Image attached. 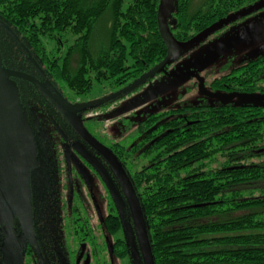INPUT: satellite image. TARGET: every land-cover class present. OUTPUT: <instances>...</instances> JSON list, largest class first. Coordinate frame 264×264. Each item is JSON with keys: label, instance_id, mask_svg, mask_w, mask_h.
<instances>
[{"label": "trees", "instance_id": "16d2710c", "mask_svg": "<svg viewBox=\"0 0 264 264\" xmlns=\"http://www.w3.org/2000/svg\"><path fill=\"white\" fill-rule=\"evenodd\" d=\"M263 2L202 0L193 8V0H175L168 27L177 41L186 42ZM158 3L0 0V22L8 31L0 30V39L8 34L14 52L2 65L40 75L43 83L78 99L94 87L107 96L131 85L165 58ZM102 19L108 26L96 39ZM234 69L213 79L212 89L230 93L219 86L238 72L231 81L234 86L240 83L241 95L264 96V52ZM182 108L164 111L155 119L162 117L158 120L162 131L173 130L148 152L153 156L150 161L138 160L133 169L132 184L154 264H264V104ZM181 109L187 110V119L170 117ZM85 111L79 114L87 116ZM101 122V117L84 120L90 131L105 130ZM122 145L118 141L111 147H119L121 157H130ZM78 152L86 153L84 148Z\"/></svg>", "mask_w": 264, "mask_h": 264}, {"label": "flooded vegetation", "instance_id": "af4514ba", "mask_svg": "<svg viewBox=\"0 0 264 264\" xmlns=\"http://www.w3.org/2000/svg\"><path fill=\"white\" fill-rule=\"evenodd\" d=\"M256 6L234 15L249 12ZM235 21L226 23L222 28ZM248 60L233 66L221 76L229 74L231 69L235 70L234 68ZM237 73L226 77L219 86L221 90L231 91H225L223 94L241 95L237 91L240 89V83L234 86L231 81ZM31 76L38 80L42 87L47 86L40 75ZM16 83L18 85L19 82ZM18 86L23 94L22 103L28 107L29 102V106L35 110L32 129L34 141L38 143L33 159L35 164L32 163V168L27 171L25 205L18 206L13 217L12 234L14 242L22 246V264H143L133 221L113 171L98 153L79 138L78 133L62 114L31 82L22 80ZM115 92L117 90L108 94ZM58 93L71 105L80 103L78 97L64 91ZM182 109L171 113L170 117L187 119L189 114L187 110ZM104 111L106 107L84 117L77 112V116L85 130L100 142L96 141L114 151L116 155L108 149L115 158L119 157L122 164L116 159L135 194L132 184L135 162L150 161L153 156L148 152L173 129L167 128V132H164L158 123L162 117L155 120L163 111L149 117L152 113H148L134 124H125V119H116L110 123L108 134H103L99 127L93 128V131L88 130L89 125L84 124V120L92 118L98 121L102 116L100 113H105ZM187 123L191 122L187 120ZM118 141L123 143L125 151L131 152L130 157H121L119 147H111ZM80 148H84L85 155L78 152ZM122 150L124 154V149ZM11 206L14 207L12 204ZM23 212H26L29 218V235L21 226L19 216ZM2 228L0 226V237Z\"/></svg>", "mask_w": 264, "mask_h": 264}, {"label": "rangeland", "instance_id": "374dc122", "mask_svg": "<svg viewBox=\"0 0 264 264\" xmlns=\"http://www.w3.org/2000/svg\"><path fill=\"white\" fill-rule=\"evenodd\" d=\"M201 2L202 0H193V8ZM99 21L96 39H99L101 33L104 35V30L108 26L105 19ZM261 52H264V8L224 28L208 32L189 47L175 49L170 63L162 71L154 74L132 92L105 106L106 116H100L101 121L103 119L104 122L98 123L105 128V130L101 129V132L110 133V123L116 119H125L126 121H123L125 124L129 122L134 124L148 113H160L186 105L251 102L264 104V99L223 94V92L212 89L210 85L213 79L221 77L233 66ZM10 56L14 57V52L10 46V36L5 33L0 39V61L3 64L8 63L6 61ZM6 82V78L0 76V83L5 90L20 131L23 154L27 161V123L18 108L16 89ZM103 97H105L104 92L94 87L91 94L79 98V101L87 103ZM93 110L88 108L84 114L91 115ZM96 114L99 117L98 113ZM26 165L28 166V162Z\"/></svg>", "mask_w": 264, "mask_h": 264}, {"label": "water", "instance_id": "95a60500", "mask_svg": "<svg viewBox=\"0 0 264 264\" xmlns=\"http://www.w3.org/2000/svg\"><path fill=\"white\" fill-rule=\"evenodd\" d=\"M173 2H175V0H159L157 7L158 31L167 46V54L165 58L131 85L98 100L71 105L62 97L60 93H58V91H56L51 85L49 86L48 83L45 82L47 86L42 87L38 80H36L30 74L21 70L6 68L0 61V76L6 78V83L16 89L18 108L20 109V112H22V116L24 117L28 127V132L26 135V142L28 145L26 161V157H24L23 154L20 131L18 130L10 103L7 100L5 90L0 83V226L3 227V232L1 233L0 237V264H22V246L21 244L14 242L12 234L13 217L18 209V206L26 202L27 171L32 168V163L33 165L35 164V160L33 161V159L36 152V143L34 141V131L32 129L35 110L33 107L28 108L22 103L23 94L21 92L20 86H18L19 83L21 84L22 80L24 82H26V80L31 82L41 93V95L45 97L54 106V108L62 114L69 125L78 133L79 138L96 153H98V155L108 164L116 176L126 200L133 221L134 231L136 233L142 262L143 264H154L144 223L141 217L138 200L134 194L132 185L127 175L114 155L85 130L79 117L77 116V112L80 110L101 106L109 101L132 92L146 80L150 79L154 74L162 71L170 63L175 49L189 47L208 32L217 30L230 21L237 20L251 12L264 8V3H260L249 12L247 11L237 14L217 22L190 40L186 42H179L172 36L168 27L170 13L174 9ZM171 23L172 25L175 24L174 21ZM4 29H6L5 26L0 22V30L6 31ZM14 80L19 82L18 85ZM47 87L48 90H46ZM243 96H252L255 99H264V96L257 94ZM26 162H28V166L26 165ZM11 204L14 207H12ZM19 218L24 232L29 235L30 228L27 213H21Z\"/></svg>", "mask_w": 264, "mask_h": 264}, {"label": "bare ground", "instance_id": "6f19581e", "mask_svg": "<svg viewBox=\"0 0 264 264\" xmlns=\"http://www.w3.org/2000/svg\"><path fill=\"white\" fill-rule=\"evenodd\" d=\"M264 3V2H263ZM135 90V89H134Z\"/></svg>", "mask_w": 264, "mask_h": 264}]
</instances>
